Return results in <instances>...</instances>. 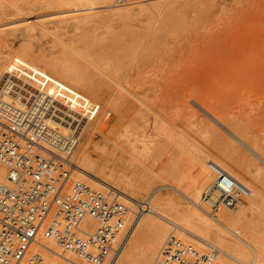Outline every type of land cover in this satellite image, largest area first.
I'll return each instance as SVG.
<instances>
[{"label":"rangeland","instance_id":"rangeland-1","mask_svg":"<svg viewBox=\"0 0 264 264\" xmlns=\"http://www.w3.org/2000/svg\"><path fill=\"white\" fill-rule=\"evenodd\" d=\"M0 57V91L10 77L7 67L15 65L73 92L59 95L79 104L78 135L95 131L88 140L93 161L101 165L103 153L116 152L119 164L121 148L137 146L140 163L121 176L143 174L138 201L155 194L184 209L175 190L191 186L200 156L219 159L264 193V0H0ZM75 176L72 182L79 181ZM214 178L212 172L201 190V205ZM240 209L224 211L233 217ZM169 213L157 219L168 234L151 264L172 237L200 252L241 244L219 225L202 244L188 233L195 229ZM244 218L228 230L241 229L242 239H250L243 225L253 218L259 257L247 249L236 263L222 255V264H264V207L245 210Z\"/></svg>","mask_w":264,"mask_h":264},{"label":"built area","instance_id":"built-area-1","mask_svg":"<svg viewBox=\"0 0 264 264\" xmlns=\"http://www.w3.org/2000/svg\"><path fill=\"white\" fill-rule=\"evenodd\" d=\"M55 100L54 96L33 98L20 107L0 95V173L5 170L0 178V264H48L40 252H32L40 237L54 241L78 260L68 264H108V260L112 264L127 242L131 209L111 191L71 181L70 151L76 138L73 130L63 134L50 125L58 123ZM213 169L216 179L204 193V204L216 211L236 209L249 190L224 171ZM136 206L137 216L150 208L148 201ZM88 218L97 222L95 230L85 227ZM156 264L222 263L218 251L209 247L200 252L172 237Z\"/></svg>","mask_w":264,"mask_h":264},{"label":"bare ground","instance_id":"bare-ground-1","mask_svg":"<svg viewBox=\"0 0 264 264\" xmlns=\"http://www.w3.org/2000/svg\"><path fill=\"white\" fill-rule=\"evenodd\" d=\"M63 15L65 14L62 13V16ZM20 58L17 57L15 58V60H18L19 62H24ZM3 64H4L3 58L0 57V68L1 66H3ZM7 68L8 70L6 74L10 75V77L9 79L4 78V86L0 91V95L4 94L5 100L11 101V103H14V105L16 102V104L20 107L28 105L33 98H36L37 101H41L51 96L56 97L57 100H55L56 103L53 109V114H54V119L58 123L53 122L50 125L56 126V128L60 130L63 134L66 133L68 130H73V132L75 133L76 142H74L71 145V151H70L71 152L70 159L73 163L72 174L76 173L75 177L79 181L83 182L84 180L89 179L95 185L97 184L99 187H94L91 184L84 181V183L89 185L92 189L95 188L94 190L99 189L98 191L107 190V192L109 191L113 192L119 197V199L123 203H125L131 209V214L128 217L131 230L126 239L127 242L125 241L126 244L124 248L117 255V257H115V259L112 261V264L117 263V261L120 259L124 251L125 254L117 264H151L157 252L159 251L160 246L163 244L168 234V228L162 223H160L159 220H157L159 218L161 220L168 219L165 216V211H170L172 213H175V216L179 217L180 221L188 225L190 228L195 229L197 232L189 231L187 229L186 230L189 231L188 233L193 235L195 238L202 241V244L204 243L203 241H207V238L209 237L208 230L210 231L216 229L215 228L216 225L224 227V229H226L228 233H230L232 236L234 235V238L236 237L238 240H241L240 241L241 244L239 245L237 244L238 246L236 247H231L229 251H225V250L223 251L221 249H217L216 246H211L209 242L208 243L205 242L207 245L209 244L211 246L210 247L211 249L218 251L219 260H223L221 257L223 255V257L227 256L228 258H231V260L234 261L235 263L240 262L239 260L241 258L243 259L248 256L249 250L247 249H251L252 251H254L255 256L257 255V259H258L259 257L258 250L260 249L261 246V236L260 234L258 235L257 222L254 221L253 218L252 219L248 218L245 220L243 227L247 232L251 234L250 239L248 238L242 239L244 235L241 229H237L235 231L230 230L231 232L228 229L230 228L229 225L232 226V224L234 223L237 224L241 220L246 218V217L244 218L245 210H250L254 213L260 212L262 210V208L264 207V193L262 191H257L251 186L249 187L247 183H245L237 174L231 171L227 167V165L223 164L222 161H220L219 159L211 156H202V157L200 156V158L197 160V163L195 165L191 186H189L188 188L186 187L187 189H185L184 191L174 187L176 188V190L175 189L174 190L180 192L179 194L182 195V197L185 198L186 200L187 205L184 209H180L179 205H177L171 199L165 200L160 198L159 196L155 197V194H153L150 196V199L153 201V205H151L150 199L146 200L148 201L150 208L149 209L147 208L146 212L141 213V216L140 215L137 216L136 205L140 201L136 199L137 198L136 194L142 193L144 191L145 179L143 178V174H141L142 178L138 177L136 174L133 176V178H125L121 176L123 175V172H126L127 170L131 171L132 168L134 167L135 162L140 163L139 160L136 159V155L137 156L140 155L137 146L134 145L133 147L128 149L122 147L121 152L123 154L122 156L123 159L121 160L122 162H120L119 164H115L117 157L116 152L115 153L113 152V155H111V157H109L107 152L103 153L101 159H104V162L101 165L98 164L97 162L92 160L91 154L88 150L90 146V143L88 142L89 137L90 138L93 137L95 131L93 132V130H90L88 128L85 131H82L78 135L77 130L81 125L80 123L81 119H79L81 118V116L79 115L78 113L79 111L77 110L79 104L76 101L73 102L71 100H64V98L60 96L65 94H72L73 92L68 91L69 89L67 90L66 89L67 87L60 86L58 83H53L47 79H46L47 83H42L40 79L38 80V78L35 76L34 73L28 70H25L22 73H20L19 72L20 70L18 71L15 65H10ZM51 73L52 72H50V74ZM15 75L17 76L15 77ZM15 83L17 84L15 85ZM60 88L61 90H59ZM4 90L9 94L5 95V93L3 92ZM123 126L126 127V123H123ZM84 142L86 143L83 146L82 144ZM72 155L73 156L75 155L74 161L72 160ZM206 167H208L210 170L207 169ZM213 168L224 171L234 180L238 181V183L246 187L247 190H249L250 192V195L248 197H246L245 199L239 202V205L237 206L236 209H240V208L241 209L236 216L231 217L227 215L226 212L224 211L225 209H228L226 207H220L219 210L216 211L209 209L206 206L207 209L203 210V206H202L204 203L203 198H202V205L201 202H199L201 190L208 183L211 177V173L215 172ZM108 170H110L109 176H107V172H109ZM4 174H5V170L1 169V173H0L1 179H3ZM177 179H181V178L177 176ZM215 179H216V175L213 183L209 187H211L214 184ZM112 182H115L118 185V187L114 186ZM119 186L121 187V189L123 188V190L119 189ZM209 187H207L205 192L208 190ZM126 191L129 192L131 195H129ZM218 195L219 193L215 192L214 198H217ZM247 199L249 201L248 204L245 203ZM203 211L207 215H205ZM168 222L170 221L168 220ZM171 222L174 223L173 221ZM84 224L85 227L88 226L94 230L98 226L97 222L92 218H88ZM176 225L179 226L180 224L178 225V223H176ZM182 229L185 230V228ZM32 252H40L47 259L48 264H68L69 262H78V260L74 256H72L71 253H64L62 251V248L59 247L54 241L46 239L44 237L39 238L37 245L32 247ZM109 262L110 260H108V264ZM253 263H256V258L253 261Z\"/></svg>","mask_w":264,"mask_h":264}]
</instances>
